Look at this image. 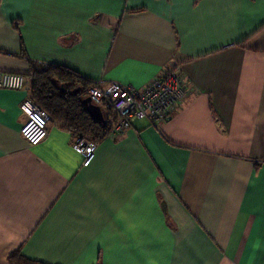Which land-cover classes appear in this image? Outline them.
<instances>
[{"label": "crops", "instance_id": "crops-1", "mask_svg": "<svg viewBox=\"0 0 264 264\" xmlns=\"http://www.w3.org/2000/svg\"><path fill=\"white\" fill-rule=\"evenodd\" d=\"M30 65L187 95L84 168L57 120L29 147V92L0 89V264H264V0H0V72Z\"/></svg>", "mask_w": 264, "mask_h": 264}, {"label": "built area", "instance_id": "built-area-1", "mask_svg": "<svg viewBox=\"0 0 264 264\" xmlns=\"http://www.w3.org/2000/svg\"><path fill=\"white\" fill-rule=\"evenodd\" d=\"M0 89L29 92L28 77L20 74L0 72ZM187 85L175 73L155 77L141 90H133L117 83L106 88L91 86L86 98L95 106H104L115 115L111 134L118 135L130 129L133 121H147L153 126L164 123L171 112L185 99ZM25 118L20 136L29 147L45 140L51 122L49 114L27 97L19 106ZM97 143L78 136L72 149L82 158V167H88L95 157Z\"/></svg>", "mask_w": 264, "mask_h": 264}, {"label": "trees", "instance_id": "trees-1", "mask_svg": "<svg viewBox=\"0 0 264 264\" xmlns=\"http://www.w3.org/2000/svg\"><path fill=\"white\" fill-rule=\"evenodd\" d=\"M29 77L31 101L44 109L52 121L61 122L74 137L82 136L97 143L110 134L115 121L94 122L86 113L83 101L91 85L77 74L55 66L30 65ZM78 88L80 91L75 92ZM8 264L42 263L13 253L8 257Z\"/></svg>", "mask_w": 264, "mask_h": 264}, {"label": "water", "instance_id": "water-1", "mask_svg": "<svg viewBox=\"0 0 264 264\" xmlns=\"http://www.w3.org/2000/svg\"><path fill=\"white\" fill-rule=\"evenodd\" d=\"M79 91L80 89L78 88L75 92ZM83 103L86 105V113L93 119L94 122H103L100 107L93 105L88 98H86Z\"/></svg>", "mask_w": 264, "mask_h": 264}]
</instances>
